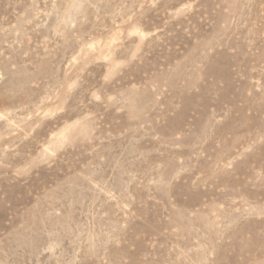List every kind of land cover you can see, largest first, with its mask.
Returning a JSON list of instances; mask_svg holds the SVG:
<instances>
[{
    "label": "rangeland",
    "instance_id": "374dc122",
    "mask_svg": "<svg viewBox=\"0 0 264 264\" xmlns=\"http://www.w3.org/2000/svg\"><path fill=\"white\" fill-rule=\"evenodd\" d=\"M0 264H264V0H0Z\"/></svg>",
    "mask_w": 264,
    "mask_h": 264
}]
</instances>
